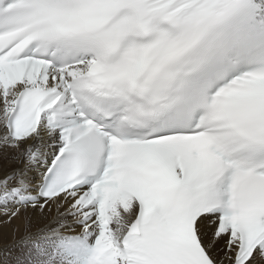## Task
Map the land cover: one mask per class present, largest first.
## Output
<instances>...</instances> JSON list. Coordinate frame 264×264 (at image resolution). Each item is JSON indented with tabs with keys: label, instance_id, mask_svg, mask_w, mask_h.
<instances>
[{
	"label": "snow or ice",
	"instance_id": "1",
	"mask_svg": "<svg viewBox=\"0 0 264 264\" xmlns=\"http://www.w3.org/2000/svg\"><path fill=\"white\" fill-rule=\"evenodd\" d=\"M0 264H264V0H0Z\"/></svg>",
	"mask_w": 264,
	"mask_h": 264
},
{
	"label": "bare ground",
	"instance_id": "2",
	"mask_svg": "<svg viewBox=\"0 0 264 264\" xmlns=\"http://www.w3.org/2000/svg\"><path fill=\"white\" fill-rule=\"evenodd\" d=\"M3 227H6V228H8L7 226H3ZM3 227H0V231H3V232H5L6 233V231L4 230V228Z\"/></svg>",
	"mask_w": 264,
	"mask_h": 264
},
{
	"label": "rangeland",
	"instance_id": "3",
	"mask_svg": "<svg viewBox=\"0 0 264 264\" xmlns=\"http://www.w3.org/2000/svg\"><path fill=\"white\" fill-rule=\"evenodd\" d=\"M3 228H4V230H5L6 232H8V230H9L8 228H6V227H3Z\"/></svg>",
	"mask_w": 264,
	"mask_h": 264
}]
</instances>
